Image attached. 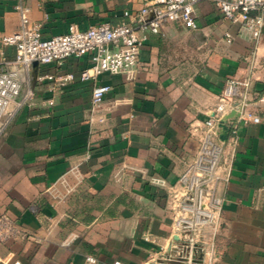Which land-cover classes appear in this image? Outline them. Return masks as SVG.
Segmentation results:
<instances>
[{
    "label": "crops",
    "instance_id": "1",
    "mask_svg": "<svg viewBox=\"0 0 264 264\" xmlns=\"http://www.w3.org/2000/svg\"><path fill=\"white\" fill-rule=\"evenodd\" d=\"M150 1L39 0L43 35L65 33L71 24L127 22ZM15 4L0 0V33L19 26ZM196 17L195 30L167 23L148 35L134 80L98 76L97 83L110 86L99 106L103 122L90 111L93 81L80 80L87 55L21 71V95L30 87L35 98L0 136V212H10L32 238L0 245L3 262L84 264L87 254L97 264L150 262L168 244L167 190L195 154L199 126L228 80L248 78V87H239L244 117L259 121H240L238 142L229 148L211 264H264V34L255 41L208 1L197 5ZM4 51L12 64L14 48ZM46 72L74 79L51 92L48 82L36 81ZM48 98L54 104L42 106Z\"/></svg>",
    "mask_w": 264,
    "mask_h": 264
},
{
    "label": "built area",
    "instance_id": "2",
    "mask_svg": "<svg viewBox=\"0 0 264 264\" xmlns=\"http://www.w3.org/2000/svg\"><path fill=\"white\" fill-rule=\"evenodd\" d=\"M30 1L27 4L26 0H16L14 8L19 15V26L11 33H0V136L17 112L35 98L30 87L21 95V71L31 69L34 63L61 66L69 57L87 55L89 65L81 70L80 80L93 81L90 111L103 122L105 115L99 113V106L110 86L97 83L98 76L108 73L134 80L143 67L140 55L148 35L160 33L167 23L197 29L196 8L200 2L213 3L224 19L240 25L255 41L262 36L264 25V0H151L129 14L127 22L116 25L102 22L85 29L71 24L65 33L44 36L40 2ZM224 35L227 42L232 41L229 32ZM9 46L15 51L12 64L6 60L4 51ZM73 79L72 73L36 75L37 82H48L51 92H60ZM249 82L248 78L228 80L211 110L212 115L199 126L197 150L185 161L176 182L167 190L172 212L168 244L159 255H152L148 263L194 264L199 251L202 262L198 264H211L217 259L214 237L224 201L221 185L227 180L232 164L229 148H234L238 142L240 121H259L256 116L244 117L245 96L239 92V87L247 88ZM53 104V98L41 101L42 106ZM231 111L237 115L226 119L227 137L221 140L220 124ZM30 238L31 234L10 212H0V245ZM0 264L10 263L0 258ZM12 264H20V261ZM84 264H97V258L87 254ZM110 264L130 263L114 260Z\"/></svg>",
    "mask_w": 264,
    "mask_h": 264
},
{
    "label": "water",
    "instance_id": "3",
    "mask_svg": "<svg viewBox=\"0 0 264 264\" xmlns=\"http://www.w3.org/2000/svg\"><path fill=\"white\" fill-rule=\"evenodd\" d=\"M262 34H264V25H263V28H262ZM236 115H237V113L235 111H231L225 117V119L222 121V123L220 124V127H221L220 139L221 140H226V137H227V127L225 125L226 119L234 117ZM201 262H202V253H201V251H199L197 257L194 260V264H198V263H201ZM148 264H158V263H148Z\"/></svg>",
    "mask_w": 264,
    "mask_h": 264
},
{
    "label": "rangeland",
    "instance_id": "4",
    "mask_svg": "<svg viewBox=\"0 0 264 264\" xmlns=\"http://www.w3.org/2000/svg\"><path fill=\"white\" fill-rule=\"evenodd\" d=\"M221 228H222V217L220 218L218 231H217V233H216V235H215V237H214V242H215V247H216V249H217L218 236H219V234H220L219 232H220ZM205 264H206V263H205Z\"/></svg>",
    "mask_w": 264,
    "mask_h": 264
}]
</instances>
